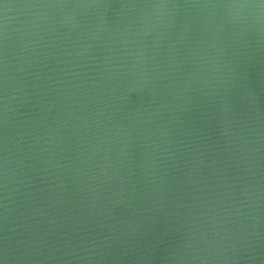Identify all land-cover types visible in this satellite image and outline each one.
Masks as SVG:
<instances>
[{"label": "water", "instance_id": "water-1", "mask_svg": "<svg viewBox=\"0 0 264 264\" xmlns=\"http://www.w3.org/2000/svg\"><path fill=\"white\" fill-rule=\"evenodd\" d=\"M0 264H264V0H0Z\"/></svg>", "mask_w": 264, "mask_h": 264}]
</instances>
